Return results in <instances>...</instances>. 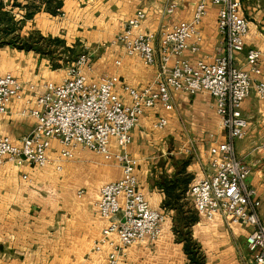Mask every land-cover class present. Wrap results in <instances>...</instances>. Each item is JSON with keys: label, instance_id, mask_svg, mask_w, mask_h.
I'll use <instances>...</instances> for the list:
<instances>
[{"label": "crops", "instance_id": "crops-1", "mask_svg": "<svg viewBox=\"0 0 264 264\" xmlns=\"http://www.w3.org/2000/svg\"><path fill=\"white\" fill-rule=\"evenodd\" d=\"M58 1L63 16L47 12L44 4L36 2L39 11L32 19L24 20V7L30 4L25 0L16 1L20 8H13L12 1L5 8L23 22L21 37L25 43L40 49H25L19 44L0 47V76L9 74L23 87L21 99L11 101L7 113L0 116V138H8L15 145H20L35 125V120L22 116V112L35 108V98L45 83L60 84L66 67L83 50L91 59L90 81L115 75L119 79L115 93L123 103L129 104L125 86L139 93H155L158 66L146 67L138 57H126L114 39L127 21L143 10L146 19L134 34L154 33L158 41L163 29L190 22L199 0ZM207 1L198 51L182 55V60L191 64H210L224 52L217 29V9ZM239 1L248 33L243 52L234 54L233 61L237 68L246 69V53L264 51V0ZM171 5L175 8L168 14ZM260 70L259 77H252L254 83H264V60ZM170 105L169 111L160 103L145 110L125 150L137 163L134 175L140 192L149 207L164 216L161 234L154 243L146 239L129 247L118 264L188 262L174 228L180 217L197 215L187 192L211 173L209 149L221 143L224 134L211 96L171 92ZM241 112L247 130L244 139L235 142V152L249 171L246 184L255 192L259 213L264 216V153L257 150L264 130V99L260 100L252 89ZM159 119L166 121L162 130L153 128ZM110 148L118 151L114 140ZM57 149L53 142L49 157H55ZM120 178L119 168L106 165L101 157L88 151L76 153L71 161L62 164L60 172L53 165L0 166V264H108L110 248L106 244L99 252L93 250L94 242L109 224L100 217L96 203L101 188ZM169 190L171 195L166 193ZM249 232L248 227L233 224L222 214L209 222L197 217L190 226L202 264H253L245 243Z\"/></svg>", "mask_w": 264, "mask_h": 264}, {"label": "built area", "instance_id": "built-area-1", "mask_svg": "<svg viewBox=\"0 0 264 264\" xmlns=\"http://www.w3.org/2000/svg\"><path fill=\"white\" fill-rule=\"evenodd\" d=\"M6 1L0 0V4ZM210 3L217 9V29L224 42V52L212 63L191 64L182 60L186 51H198L199 28L207 15V0L196 3L190 22L163 29L158 41L154 33L134 34L146 19L145 11H137L113 43L122 48L126 57L136 56L146 67L158 66L155 93L149 90L139 93L125 86L129 104L123 103L115 93L119 82L115 75L90 81V55L82 52L66 67L60 84L45 83L42 93L35 98V108L22 112V116L33 118L35 125L20 145L0 138V166L53 165L60 172L64 162L71 161L78 152L88 151L121 170L120 180L103 186L96 203L100 217L109 224L94 242L93 250L99 252L106 244L110 248L108 264H118L129 247L146 239L154 243L160 237L164 216L152 210L140 192L134 175L137 163L125 150L131 143V131L145 110L156 103L166 111L171 110V92L203 93L214 98L215 113L224 134V140L209 149L211 173L187 192L194 211L204 222L222 214L231 223L248 227L246 249L253 264H264V216L259 213L255 192L246 184L249 171L236 155L234 146L246 135L243 102L252 89L260 100L264 99V83H254L252 78L261 75L264 51H248L246 69L237 68L233 57L243 52L248 33L247 21L240 15L241 3L239 0H210ZM174 8L171 5L167 13L171 14ZM56 13L63 16L60 9ZM22 88V83L13 76H0V116L7 113L11 101L21 99ZM165 125L166 121L159 119L153 128L162 130ZM112 140L118 151L110 148ZM53 142L58 149L51 158ZM257 150L264 153V130Z\"/></svg>", "mask_w": 264, "mask_h": 264}, {"label": "trees", "instance_id": "trees-1", "mask_svg": "<svg viewBox=\"0 0 264 264\" xmlns=\"http://www.w3.org/2000/svg\"><path fill=\"white\" fill-rule=\"evenodd\" d=\"M12 1V7L14 8H20V4H17V0H10ZM29 4V6L24 7L26 8L25 14H24V20H30L33 18V16L39 11L40 7L39 5H36V2H38L40 5L44 4L45 10L51 14H56V10L61 8V2L58 0H25ZM4 4H0V32H2L3 36L6 40L0 39V47L5 44H11L16 45L15 40L18 39V37L13 38V35L16 34L14 32V25H17L13 15H11L8 11L5 10ZM3 7V8H1ZM22 23L21 21L19 24ZM18 36V35H17ZM9 38V39H7ZM52 42V41H50ZM53 43H58L57 41H53ZM23 45L21 48H27V49H36L40 51L37 46L27 45L26 43H22ZM71 52V51H70ZM79 56V55H78ZM189 182V177L186 180V184ZM169 192H166L168 195H171ZM183 192H185V189L183 188ZM185 194V193H184ZM197 215H190L187 217H180L178 220V226L174 228V232L177 235L178 239L183 243L184 245V252L187 256V264H202L203 263V257L201 256V253L199 251L198 246L192 241L190 236V226L193 225L197 221Z\"/></svg>", "mask_w": 264, "mask_h": 264}, {"label": "rangeland", "instance_id": "rangeland-1", "mask_svg": "<svg viewBox=\"0 0 264 264\" xmlns=\"http://www.w3.org/2000/svg\"><path fill=\"white\" fill-rule=\"evenodd\" d=\"M9 2H10V0H7V1L5 2V4H4L5 8L9 6ZM4 6H3V7H4ZM3 7H1V8H3ZM12 17H14V19L16 20V21H14V22L17 23V25H14V26H13V27H14V32H16V34L13 35V38L18 37V39L15 40V44L17 43V44H19V45L22 46L23 44H21V43H22V41L25 40L24 37H21V30H22V27H23V22L19 24V22H20L21 20H19V18L16 17V16H12ZM17 35H18V36H17ZM3 38H4V40H6L5 37L3 36L2 32H0V39H3ZM7 39H9V38H7ZM23 43H25V41H24ZM82 52H84V50H83ZM82 52H81V53H82ZM81 53L79 52V54H81ZM105 164H106V165H109V166L116 167L114 164H110V163H105ZM116 168H118V167H116Z\"/></svg>", "mask_w": 264, "mask_h": 264}]
</instances>
